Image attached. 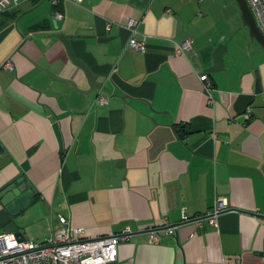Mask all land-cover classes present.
I'll return each mask as SVG.
<instances>
[{"label":"crops","instance_id":"obj_1","mask_svg":"<svg viewBox=\"0 0 264 264\" xmlns=\"http://www.w3.org/2000/svg\"><path fill=\"white\" fill-rule=\"evenodd\" d=\"M128 19L143 53L127 46ZM60 36L98 91L47 75L90 89ZM6 60L0 235L13 222L41 241L62 216L89 239L129 228L113 264H264V47L235 0H23L0 14ZM20 182L36 200L10 216L1 194ZM218 199L230 211L215 226L180 223L181 211L201 216ZM173 226L149 244V228Z\"/></svg>","mask_w":264,"mask_h":264},{"label":"built area","instance_id":"obj_2","mask_svg":"<svg viewBox=\"0 0 264 264\" xmlns=\"http://www.w3.org/2000/svg\"><path fill=\"white\" fill-rule=\"evenodd\" d=\"M21 1L23 0H0V14ZM61 1L73 4L82 2V0H51V4L55 6ZM245 1L258 30L264 36V0ZM54 18L61 19L62 15L56 13ZM137 25L138 22L134 19H128L126 22V29L129 32L127 46L133 52L143 53L145 44L138 39ZM110 27L111 24L108 23L106 30ZM190 50L191 40L189 39L174 45V51L179 56H184ZM0 69L12 72L14 65L10 60H6L0 65ZM198 78L207 104L211 105L213 103L212 81L205 74ZM98 103L104 104L106 99L100 98ZM250 115L251 110L247 109L245 117L249 118ZM227 211H230L227 203L218 199L215 200L212 208L201 216L188 217L184 211H181L180 223L191 224L198 231L203 222L215 226L217 218ZM58 222V229L50 237L41 241L20 242L12 234L0 235V264H113L118 259L120 244L127 242L131 236V231L126 227L117 235L89 239L83 237V229L72 228L64 217L59 216ZM175 229L174 226L149 228L146 231L149 244H156L161 235H167Z\"/></svg>","mask_w":264,"mask_h":264},{"label":"water","instance_id":"obj_3","mask_svg":"<svg viewBox=\"0 0 264 264\" xmlns=\"http://www.w3.org/2000/svg\"><path fill=\"white\" fill-rule=\"evenodd\" d=\"M235 1L239 7L242 21L244 25L249 29V35L255 38L256 41L264 47V36L258 30L255 24L254 18L247 6L246 1L245 0H235ZM60 40L65 46L67 55L69 59L71 60V62L83 71L85 77L87 78L90 84V89L86 91H82V90H79L73 82L63 80L59 77L53 76L52 74H49L46 72L47 75H49L51 78L55 80L70 84L76 91L83 93L86 96H89L91 92L98 91L99 87L95 85V81H96L95 77H93L92 74L89 71H87L85 67L74 58V55L69 46L68 39L64 38L63 36H60ZM3 154H4V149L0 145V157ZM1 195H2L1 204L5 206L10 216H15L21 210L33 204L34 201L36 200V198L33 196V191L27 189V186L24 182H20L15 188L13 185L9 186L3 191ZM6 234H12L20 242L25 241L23 234L19 231V228L17 227V225H15V223L13 222L9 223L5 227L4 235Z\"/></svg>","mask_w":264,"mask_h":264}]
</instances>
